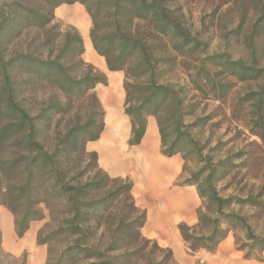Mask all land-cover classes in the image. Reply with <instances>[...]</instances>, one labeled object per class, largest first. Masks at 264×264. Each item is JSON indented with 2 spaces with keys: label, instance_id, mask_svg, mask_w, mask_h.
<instances>
[{
  "label": "trees",
  "instance_id": "16d2710c",
  "mask_svg": "<svg viewBox=\"0 0 264 264\" xmlns=\"http://www.w3.org/2000/svg\"><path fill=\"white\" fill-rule=\"evenodd\" d=\"M177 1L0 0V206L13 215L19 239L33 222L45 220L36 236L37 245L46 246L45 264H179L171 248L143 234L147 213L136 203L133 180L112 176L100 166L98 152L87 148L106 127L96 88L108 86V77L85 60L80 30L57 19L58 7L74 3L90 16L93 49L110 71L124 74L128 145L142 142L153 116L161 154L184 160L186 183L201 200L197 222L178 225L187 249L214 252L233 232L245 258L263 259L264 233L232 205L264 214V190L246 197L221 194L212 157L192 132L206 119L186 122L194 103L168 73L184 68L194 90L217 99L228 95V77L258 83L236 107L245 108L250 129L264 142V66L228 52L209 53ZM230 3L235 16L221 12ZM210 15L225 29L228 17L233 20L230 33L255 50L264 33V0H218ZM191 162L197 168L190 169ZM0 264H27L26 253L16 257L4 250L1 228Z\"/></svg>",
  "mask_w": 264,
  "mask_h": 264
},
{
  "label": "rangeland",
  "instance_id": "374dc122",
  "mask_svg": "<svg viewBox=\"0 0 264 264\" xmlns=\"http://www.w3.org/2000/svg\"><path fill=\"white\" fill-rule=\"evenodd\" d=\"M217 2L218 0H178L177 4L185 13L191 31L206 42L209 53L228 52L235 59H243L248 63L255 61L259 66H264V33L256 37L255 50L250 49L243 37L230 33V28L236 25L233 20L230 22L228 17V29H225L224 22L210 15ZM226 10L235 16L236 7L232 3L224 5L221 12L226 13ZM56 16L64 24L68 23L62 17L79 27L84 38L85 60L95 63L96 66L99 61L104 65L105 59L93 49L89 37L91 20L87 14L82 9L63 5L57 9ZM248 26L249 24L245 25L246 28ZM168 76L171 82L186 86L189 93L188 101L194 103V113L186 117V122L192 123L199 116L206 119L202 128H194L192 132L205 146V153L212 157V164L217 168L216 184L221 194L246 197L264 190V142L250 129V116L245 108L236 107L238 99L246 92L257 89L258 83L240 82L228 77L233 85L228 95L217 99L194 90L187 70L182 67H177L168 73ZM123 79L122 72H109L108 86L101 84L97 86V93L106 111V127L101 138L88 143L87 148L90 151H98L100 166L105 170L107 168L111 173H117L112 175H123L133 180L136 203L147 213L143 234L156 240L162 247L171 248L179 264H264V257L261 260L244 257V252L238 250L236 246L233 232H230L214 252L202 249L191 252L187 249L178 225L183 221L189 224L197 222L196 210L201 205V200L196 187L186 183L187 175L183 172L184 160L180 155H177L179 163L176 158L164 161L155 155V140L159 136L156 125L150 127L142 147L133 150V147L127 145L130 123L123 112L125 99ZM158 156L162 158L161 155ZM188 166L190 169L197 168L192 162L188 163ZM177 169L178 172L174 173ZM169 205L172 209H169L171 208ZM178 206H181V209ZM232 209L247 216L258 234L264 233L263 213L253 207L238 204L232 205ZM6 217L10 220V225L12 224V227H5L9 230L3 227ZM13 220V215L4 206H0L3 248L16 257L26 253L27 264H31L36 251L41 250L36 243L37 234L32 239L35 234L32 229L25 239H19L14 231ZM36 224L40 229L45 220ZM156 227L161 230V235L152 232ZM7 231L12 232V235L8 236ZM6 237L7 242L4 243ZM41 252L43 256L39 257L37 264H45L46 247H43Z\"/></svg>",
  "mask_w": 264,
  "mask_h": 264
},
{
  "label": "crops",
  "instance_id": "0c3cea01",
  "mask_svg": "<svg viewBox=\"0 0 264 264\" xmlns=\"http://www.w3.org/2000/svg\"><path fill=\"white\" fill-rule=\"evenodd\" d=\"M63 5H67V7H74V8L82 9V10L85 12V14H87L88 18L90 19V16H89L88 13L86 12L84 6L81 5L80 3H74V4H71V5H69V4H62L61 6H63ZM58 8H59V7H58ZM58 8H57V9H58ZM57 9H56V11H57ZM69 9H73V8H69ZM62 19H64L68 24H72V25L76 26V27L79 29V27H78L76 24L72 23V22L69 21L68 19H65V18H63V17H62ZM90 20H91V19H90ZM79 30H80V29H79ZM86 47L88 48V46H86ZM88 49H89V48H88ZM95 52H96V51H95ZM101 57H102V56H101ZM103 58H104V57H103ZM97 62H98V59H97ZM93 64L96 65L95 63H93ZM96 67H97L100 71L104 72V73L107 75V77H108V82H109V72H112V71H110V70L108 69V67H107V65H106V61H105V64H104V65H103L102 62L99 61L98 65H97ZM122 77H123V76H122ZM128 120H129V119H128ZM129 123H130V121H129ZM155 125L157 126L156 119H155L153 116H150V117L148 118V125H147V130H146L145 136H144L142 142H141L139 145H137V146H132V147L134 148L133 150H136V149L142 147L141 145H142L144 139L147 137V135H148V133H149V129H150V127H154ZM157 129H158V127H157ZM157 132H158V135H159V136H157V138H156V140H155V145H154V146H156V148H155V155H156L159 159L164 160V161H171V159L176 158L177 163H179V158H178L177 155L172 156V157H168V158H167L166 156H164V155L161 154V152H160V149H161V138H160V134H159V131H158V130H157ZM130 136H131V125H130V129H129V132H128V135H127L126 142H128V139L130 138ZM127 145H128V143H127ZM128 146H129V145H128ZM129 147H130V146H129ZM133 150H129V151H133ZM95 151H97V150H95ZM97 152H98V151H97ZM158 154L161 155L162 158H160V157L158 156ZM134 166H135V165H134ZM130 169H131V168H130ZM130 169H129V170H130ZM129 170H127V171H129ZM106 171H107L108 173H110L111 175H112V174H117V173H111L107 168H106ZM124 172H126V171H124ZM176 172H178V169H177L174 173H176ZM118 173H121V172H118ZM174 173H173V174H174ZM112 176H122V177H126V176H123V175H112ZM3 221H4V220H3ZM36 223H37V221H36V222H33V223L31 224L30 229H29V231L33 229V231H34V233H35V234L32 236V239H33V237L36 236V234H37V232H38V229H39V227H38V225H37ZM10 226L12 227V224L10 225V220L8 219V217H6V220L3 222V227H4V229H5V227H10ZM5 230H9V229H5ZM11 231H12V230H11ZM29 231H28V232H29ZM28 232H27V233H28ZM7 233H8V236L12 235V232H10V231H7ZM27 233L25 234V236H24L22 239H25V238H26ZM153 233H154V232H153ZM154 234H156V232H155ZM156 235H157V234H156ZM29 241H30V240H28V242H29ZM5 242H7V237L5 238L4 243H5ZM37 246H39L40 249H41L42 251H43V247H46V246H44V245H37ZM41 250L36 251V253H35L34 256L32 257L31 264H37V263H38L39 257L41 258V257L43 256Z\"/></svg>",
  "mask_w": 264,
  "mask_h": 264
},
{
  "label": "bare ground",
  "instance_id": "6f19581e",
  "mask_svg": "<svg viewBox=\"0 0 264 264\" xmlns=\"http://www.w3.org/2000/svg\"><path fill=\"white\" fill-rule=\"evenodd\" d=\"M183 195H184V194H183ZM168 201H169V200H168ZM170 201H171V200H170ZM167 203H168V202H167ZM167 203H166V204H167ZM172 203H174V202L172 201ZM168 204H169V203H168ZM169 206H170V205H169ZM172 206H173V205H172ZM174 206H176V204H175ZM174 206H173V207H174ZM183 206H184V205H183ZM185 206H186V205H185ZM170 207H171V206H170ZM178 207H179V206H178ZM178 207H177V208H178ZM174 208H176V207H174ZM179 208L181 209V206H180ZM185 208H186V207H185ZM167 209H168V207H167ZM169 209H172V207L169 208ZM187 209H189V208L187 207ZM187 209H186V211H187ZM173 210H174V209H173ZM176 210H177V209H176ZM176 210H175V211H176ZM181 211H182V210H181ZM183 211H184V210H183ZM177 212H178V211H177ZM175 213H176V212H175ZM158 227H159V226H158ZM159 228H160V227H159ZM152 232H154V233L156 232L157 235H161V233H162L161 230L158 229L157 227H156V229H154Z\"/></svg>",
  "mask_w": 264,
  "mask_h": 264
}]
</instances>
